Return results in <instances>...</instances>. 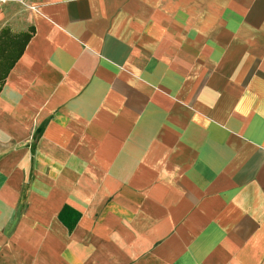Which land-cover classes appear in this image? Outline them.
<instances>
[{
  "label": "crops",
  "instance_id": "obj_1",
  "mask_svg": "<svg viewBox=\"0 0 264 264\" xmlns=\"http://www.w3.org/2000/svg\"><path fill=\"white\" fill-rule=\"evenodd\" d=\"M34 34L0 90V264H264V0H0Z\"/></svg>",
  "mask_w": 264,
  "mask_h": 264
},
{
  "label": "trees",
  "instance_id": "obj_2",
  "mask_svg": "<svg viewBox=\"0 0 264 264\" xmlns=\"http://www.w3.org/2000/svg\"><path fill=\"white\" fill-rule=\"evenodd\" d=\"M33 34V28L17 33L12 32L9 28L0 30V90Z\"/></svg>",
  "mask_w": 264,
  "mask_h": 264
}]
</instances>
